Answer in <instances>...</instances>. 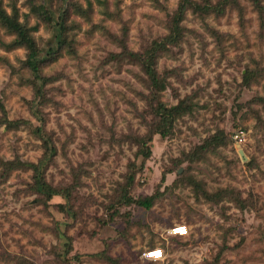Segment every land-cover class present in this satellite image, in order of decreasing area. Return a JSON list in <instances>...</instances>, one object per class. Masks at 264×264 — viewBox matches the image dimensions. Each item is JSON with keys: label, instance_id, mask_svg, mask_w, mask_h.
Masks as SVG:
<instances>
[{"label": "rangeland", "instance_id": "374dc122", "mask_svg": "<svg viewBox=\"0 0 264 264\" xmlns=\"http://www.w3.org/2000/svg\"><path fill=\"white\" fill-rule=\"evenodd\" d=\"M192 1L154 95L134 54L169 34L179 0H0L42 56L55 28L32 5L53 22L72 2L83 10L69 11L73 51L41 63V81L0 24V264H264V17L251 0ZM183 99L192 112L144 158L150 104ZM37 179L58 195H39ZM155 249L162 259H145Z\"/></svg>", "mask_w": 264, "mask_h": 264}, {"label": "trees", "instance_id": "16d2710c", "mask_svg": "<svg viewBox=\"0 0 264 264\" xmlns=\"http://www.w3.org/2000/svg\"><path fill=\"white\" fill-rule=\"evenodd\" d=\"M74 0H68L70 3ZM255 8L263 19L264 17V6L260 4L259 0H251ZM194 5L192 0H179L178 8L170 20L169 34L165 36L158 42L151 44L147 49L140 53H135L134 57L140 63V69L144 73L146 77V81L148 82L149 88L151 89V93L154 95L160 94L166 90V80L161 77L157 71V58L164 50L168 48V46H175L182 36V26L181 22L183 20L186 11ZM36 12H40L41 17L44 21L54 26L55 28V49L49 48L45 55H41L39 48L37 47L34 39L30 34V28H27L23 23L19 21L17 11L13 8L12 13H7L4 9L2 3L0 2V24L11 34L15 36V44L18 47H23L27 51L25 65L28 70L31 72L33 78L37 81H41L42 77L40 75V64L46 61L48 58L54 59L56 55L62 50L63 46H66L69 51H73L72 43L67 42V38L65 37V33L71 29V22L68 23L70 16V8L77 10L78 12H83L80 5L72 2V4L67 8L63 9L62 15L59 16L55 22H53V16L50 15L52 12L48 5H32ZM37 93L41 94V85H38ZM258 101L264 104V98H258ZM153 110V121L151 123V127L153 128L152 132L149 133L147 137L142 139V147L140 148V153L144 158H149L151 154V150L147 143H151L153 135H159L161 138L168 137L172 132L173 122L184 115H187L192 112V105L189 104L187 99L179 100L176 105L166 106L164 103L157 101L155 104L152 102L150 104ZM4 112V110H3ZM10 124V123H9ZM225 136L221 135L219 138L214 136V139H222ZM210 139L206 141L202 146L199 147V152L201 157H204V153L211 148L214 139ZM215 145H217L215 143ZM218 146V145H217ZM199 160L201 158H195ZM9 164H6V171L9 169ZM33 171L36 175H38L39 167L37 165H32ZM5 171V172H6ZM7 173V172H6ZM36 192L46 197V200L50 201L55 196L58 195L57 191L50 188L44 182H41L40 179L35 181ZM155 200V196L146 197L144 200H138L137 203L144 208L149 209L152 205V202Z\"/></svg>", "mask_w": 264, "mask_h": 264}, {"label": "built area", "instance_id": "2783aa9c", "mask_svg": "<svg viewBox=\"0 0 264 264\" xmlns=\"http://www.w3.org/2000/svg\"><path fill=\"white\" fill-rule=\"evenodd\" d=\"M232 138L238 145L246 141L245 133L243 132V130L240 129L233 134ZM170 233L172 235L184 236L187 233V229L185 226L174 227L170 229ZM143 256L145 257V259L155 262L162 259L163 252L161 249L148 250L144 252Z\"/></svg>", "mask_w": 264, "mask_h": 264}, {"label": "water", "instance_id": "95a60500", "mask_svg": "<svg viewBox=\"0 0 264 264\" xmlns=\"http://www.w3.org/2000/svg\"><path fill=\"white\" fill-rule=\"evenodd\" d=\"M241 153V152H240ZM242 154V153H241ZM242 156V155H241Z\"/></svg>", "mask_w": 264, "mask_h": 264}]
</instances>
